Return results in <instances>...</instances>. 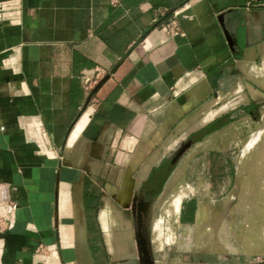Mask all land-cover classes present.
<instances>
[{
  "label": "crops",
  "instance_id": "1",
  "mask_svg": "<svg viewBox=\"0 0 264 264\" xmlns=\"http://www.w3.org/2000/svg\"><path fill=\"white\" fill-rule=\"evenodd\" d=\"M0 203V264H264V0H0Z\"/></svg>",
  "mask_w": 264,
  "mask_h": 264
},
{
  "label": "rangeland",
  "instance_id": "2",
  "mask_svg": "<svg viewBox=\"0 0 264 264\" xmlns=\"http://www.w3.org/2000/svg\"><path fill=\"white\" fill-rule=\"evenodd\" d=\"M182 152H184V150H179L178 151V155L181 154ZM240 153H241V150H238V151L234 152L233 155L235 157V160L239 159ZM251 174L255 175L256 174L255 170H253V172H251ZM244 185H245L247 191L250 192V194L252 196V199L254 201L255 200V187H256L257 184H255L254 182H245ZM176 191H177L176 188H173L172 190H169L168 193L161 200L160 199L157 200V205L165 207V208L166 207H168V208H176L177 205H179L183 201V200H180V199H176V195H177ZM215 203H216L215 206L222 208V207L227 205V199L219 200V201H217ZM164 217H165V219H167L169 221V223H173V226H174V224H175L174 221H173V219L175 218L174 215H168L167 217L166 216H164ZM223 217H224L223 215H216V218L220 219V221H222ZM170 225L171 224H169V226ZM190 230H191L190 226H189V229H187V227H184V231L183 232H184V234H188L190 236V234H193V232L190 231ZM173 233H174V231H173ZM232 233H233L232 236H235V233L234 232H232ZM237 234H238V232H237ZM249 234H250V232H249ZM262 238L264 239V231L262 233ZM173 239L175 240L174 236H173ZM249 242H251V241H249ZM187 249L192 250L191 247H189ZM235 251L239 252L240 248L236 247Z\"/></svg>",
  "mask_w": 264,
  "mask_h": 264
},
{
  "label": "built area",
  "instance_id": "3",
  "mask_svg": "<svg viewBox=\"0 0 264 264\" xmlns=\"http://www.w3.org/2000/svg\"><path fill=\"white\" fill-rule=\"evenodd\" d=\"M254 1V0H253ZM178 10H174L172 15L168 17L164 21H159V24H161L165 29L167 34L174 35L182 33V27L177 19ZM164 15V13H162ZM99 75V73H98ZM2 208V204L0 203V209ZM11 209V207H9ZM8 209V210H9ZM9 214L0 213V230H5L9 227ZM44 248L43 244H40L36 247V252H40Z\"/></svg>",
  "mask_w": 264,
  "mask_h": 264
},
{
  "label": "water",
  "instance_id": "4",
  "mask_svg": "<svg viewBox=\"0 0 264 264\" xmlns=\"http://www.w3.org/2000/svg\"><path fill=\"white\" fill-rule=\"evenodd\" d=\"M143 207H144V201L139 200L137 203V211H138L137 218H138V224H139L140 228H142V225H143ZM139 238H140L142 252H143L145 258L150 261L151 260V253H150V250L148 247L147 239L144 236L142 231H140Z\"/></svg>",
  "mask_w": 264,
  "mask_h": 264
}]
</instances>
